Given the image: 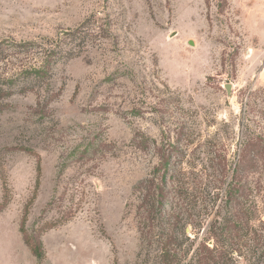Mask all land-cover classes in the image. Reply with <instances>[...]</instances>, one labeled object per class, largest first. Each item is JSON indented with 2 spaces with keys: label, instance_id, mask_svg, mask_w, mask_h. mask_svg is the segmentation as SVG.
<instances>
[{
  "label": "rangeland",
  "instance_id": "1",
  "mask_svg": "<svg viewBox=\"0 0 264 264\" xmlns=\"http://www.w3.org/2000/svg\"><path fill=\"white\" fill-rule=\"evenodd\" d=\"M26 40L69 52L27 89L0 64V264H188L247 140L264 215V0H0L40 64ZM165 172L175 226L146 210Z\"/></svg>",
  "mask_w": 264,
  "mask_h": 264
},
{
  "label": "trees",
  "instance_id": "2",
  "mask_svg": "<svg viewBox=\"0 0 264 264\" xmlns=\"http://www.w3.org/2000/svg\"><path fill=\"white\" fill-rule=\"evenodd\" d=\"M10 44L18 48L19 53L40 52L43 55L40 64L32 61L17 65L10 53V45H6L4 42L0 43V64L4 63L12 71V73L4 75L3 80L15 82L16 79L22 77L21 82L23 85L25 84L24 89L44 81L49 76L51 64L69 52L60 46L59 42L58 45H52V41L37 43L26 40ZM15 60L18 59L15 58ZM12 88L13 85L10 84L0 86V95H12ZM258 159L259 155L258 151H255L254 143L247 140L240 154V161L235 168L234 179L226 192V198L217 205L215 213L205 226L203 235L191 239L189 235L185 234V229L182 233L177 229L172 230L169 240L175 247L174 256L178 255L176 248L181 246V234H184L187 240H192L191 244L193 245L188 264H237L241 259L247 260L249 264H264V231H261L260 234L255 229L257 225L264 226V215L260 214L258 206L252 201L253 189L246 178L247 174L260 166V159ZM147 189L149 191L147 190V194L144 195L148 205L147 215L150 216L158 211L160 218H166L169 223L177 225L181 213H176L178 214L176 215L163 212L170 197L167 173L163 174L162 183L155 186L151 181ZM177 195L180 196V191L177 192ZM186 226L187 224L184 225V228ZM196 239L199 241L195 245ZM209 242H212V245ZM33 252L38 257L42 256L39 247L33 248ZM166 252L169 251H163V253Z\"/></svg>",
  "mask_w": 264,
  "mask_h": 264
},
{
  "label": "water",
  "instance_id": "3",
  "mask_svg": "<svg viewBox=\"0 0 264 264\" xmlns=\"http://www.w3.org/2000/svg\"><path fill=\"white\" fill-rule=\"evenodd\" d=\"M226 89H227L228 91H230V89H231L230 85L226 86Z\"/></svg>",
  "mask_w": 264,
  "mask_h": 264
}]
</instances>
